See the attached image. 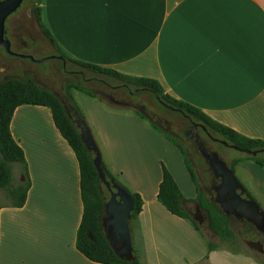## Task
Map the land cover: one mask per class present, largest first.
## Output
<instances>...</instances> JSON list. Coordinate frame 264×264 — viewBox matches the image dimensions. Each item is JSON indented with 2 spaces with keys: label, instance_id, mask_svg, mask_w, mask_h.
Masks as SVG:
<instances>
[{
  "label": "crops",
  "instance_id": "crops-1",
  "mask_svg": "<svg viewBox=\"0 0 264 264\" xmlns=\"http://www.w3.org/2000/svg\"><path fill=\"white\" fill-rule=\"evenodd\" d=\"M40 6L66 57L154 80L214 122L264 141V0H42ZM78 97L101 162L142 200L130 222L142 264H259L243 252H208L190 221L157 201L162 166L176 183L170 163L178 162L177 152L183 163L177 148L133 114H114ZM10 133L24 153L31 186L22 208L11 207L0 192V264H98L75 246L83 214L80 171L50 110L17 107ZM242 165L264 184L258 165ZM193 191L185 198L195 199Z\"/></svg>",
  "mask_w": 264,
  "mask_h": 264
},
{
  "label": "trees",
  "instance_id": "trees-1",
  "mask_svg": "<svg viewBox=\"0 0 264 264\" xmlns=\"http://www.w3.org/2000/svg\"><path fill=\"white\" fill-rule=\"evenodd\" d=\"M28 1L32 3V15L40 33L61 58L63 65L65 62H68L81 70H86L109 82H116L118 83L117 88L126 91L131 96L142 93L151 94L158 104L180 114L190 122L205 129L207 133L215 135L221 143H226L229 147H236L241 151H262V155H264V141L243 137L229 128L214 122L197 108L165 94L159 83L154 80L126 76L110 69L101 68L66 57L59 50L55 40L42 22L40 6L42 0H26V2ZM70 89L79 91L99 102H101V100H99L93 92L83 89L77 84L68 83L66 85L68 103L73 108V112L85 124V118L80 108L69 93ZM25 105L41 106L50 110L55 127L76 157L80 171V197L83 206L82 219L76 232L75 246L77 251L89 261L98 264H142L132 245L131 258L129 260L120 259L114 254L107 241L103 227L107 199L102 193V189L105 187L100 183L97 170L93 164L94 155L83 145L79 130L76 128L73 118L68 116L61 100L52 92L37 86L28 78H9L0 81V190H4L8 194L11 207L22 208L24 206L27 192L31 186L24 153L10 133V122L14 110L19 106ZM134 116L141 121L147 122L154 131L161 134L179 149L190 180L194 185L195 199L188 200L184 198L170 173L162 166V180L158 187L157 201L171 215L190 221L193 228L198 231L197 226L190 219L184 208V203L196 202L200 209L206 213L208 226L211 232L222 241H235L237 238H235L230 227L232 217L224 215L217 204L209 202L203 196L199 189L195 173L188 162L186 151L182 145L177 142L174 137L160 130L155 124L150 122L141 111L136 112ZM245 161L253 162L264 169V156L261 157L260 155L256 157L246 156L245 158L234 160L229 169L233 171L235 166ZM100 166L106 180L110 184L119 186L129 194L132 201L130 222L135 221L142 209V200L140 196L131 192L119 180L112 176L102 162ZM14 168L18 169L19 175L22 178L18 184H14L13 182L12 174ZM239 184L243 191L242 196L255 202L254 198L245 187L241 185L240 182ZM245 224L254 229L252 224L246 221ZM129 229L131 237L130 226ZM217 249H220L218 245L212 243L207 244L208 252ZM230 252L234 254L239 253ZM204 261H207V257L204 258Z\"/></svg>",
  "mask_w": 264,
  "mask_h": 264
},
{
  "label": "rangeland",
  "instance_id": "rangeland-1",
  "mask_svg": "<svg viewBox=\"0 0 264 264\" xmlns=\"http://www.w3.org/2000/svg\"><path fill=\"white\" fill-rule=\"evenodd\" d=\"M31 6V2H23L20 8L6 20L5 36L11 43V50L13 53L27 55L36 61L41 59L47 60L36 64L29 59L9 56L3 48H0V81L9 78L31 79L37 86L47 89L56 95L63 105L68 103L66 85L68 83H74L83 89L93 92L102 103L98 100L95 101L108 112L118 115H134L138 111L142 112V108H144L142 113H144L150 122L155 124L160 130L167 132L170 136L174 137V139L182 145L186 151L188 162L195 173L201 193L209 202L215 203V193L213 188L218 185L220 181L214 178L208 163L198 151L194 141L190 139L189 136H185V133L190 130L191 126L189 120L158 104L151 94L142 93L131 96L126 91L117 88L118 83L116 82H109L86 70H81L68 62H65L63 65V61L58 58V54L40 33L32 15ZM69 93L75 101L76 98H79L78 96H80V98L86 96L74 89H70ZM104 94L112 96L113 100L105 97ZM76 104L80 107L77 101ZM71 109L73 113L74 110L72 107ZM81 113L83 114L82 109ZM144 124L148 125L147 122H144ZM149 128L154 131L150 126ZM154 132L163 137L156 131ZM195 132H197L201 140L206 144L205 146L207 147L208 152L216 154L228 168L234 160L242 159L247 156L244 152L223 145L218 141L219 139L215 135L210 133H207V135L201 129L194 130V133ZM163 138L167 140L165 137ZM169 143L172 144L171 142ZM173 147L177 148L175 145H173ZM260 156L262 157L264 155L260 154ZM176 159L178 162L173 160L170 163V166L176 176L175 179L179 190L185 198L186 195H192L194 193V185L191 184L189 177L186 175L187 173L184 169L185 165H183L184 162L180 163L181 161L178 152L176 153ZM248 162L250 161H245L235 166L233 172L237 180L251 194L255 203L264 212V184L260 181L257 182L254 180L250 170L245 169L242 165ZM259 169L264 174V169ZM14 172L17 176L18 169L15 168ZM0 192L10 204L11 202L6 191L0 190ZM102 193L108 201L110 196L109 192L103 188ZM184 208L207 243L218 245L222 250L226 249L227 251L230 250L233 252L247 253L258 263L264 264L263 253H260L258 250L249 246V242H260L264 252V237L262 233L255 228L252 229L250 226L246 225L244 220L232 218L230 227L237 239L233 242L228 240L222 241L211 232L208 226L206 213L200 209L196 202L184 203ZM105 217L106 216H104V218ZM131 224L132 223H130L129 226ZM133 248L135 249V247ZM138 251V249H135V252L138 253ZM237 254L238 253H232V255Z\"/></svg>",
  "mask_w": 264,
  "mask_h": 264
},
{
  "label": "water",
  "instance_id": "water-1",
  "mask_svg": "<svg viewBox=\"0 0 264 264\" xmlns=\"http://www.w3.org/2000/svg\"><path fill=\"white\" fill-rule=\"evenodd\" d=\"M25 1L26 0L0 1V48H3L9 56L29 59L30 61L39 64L47 59L36 61L27 55L13 53L11 50V43L5 36L6 20L14 14ZM105 97L110 98L109 96ZM143 110L144 108H142V112ZM73 122L79 130V135L83 145L94 155L93 164L97 170L100 183L110 194L105 205L106 217L103 220V227L107 241L118 258L129 260L131 258L132 249L129 229L130 216L132 212L131 198L124 189L117 185H112L106 180L100 166L101 159L98 149L86 124H84V122H82L77 115H75ZM203 131L206 132L205 129H203ZM198 138V135H196L195 144L198 151L208 163L214 177L220 181L219 184L213 188L215 193V203L219 207L220 211L228 217L244 220L252 224L257 231L264 234V212L254 201L242 196L243 191L234 175V172L230 170L216 154L208 153L205 144L202 141H199ZM222 144L228 147L226 143ZM232 148L241 151L236 147ZM241 152H244L245 155L251 157H256L257 155L263 153L262 151ZM256 244L258 245L259 243L257 242ZM259 252L262 253L261 251Z\"/></svg>",
  "mask_w": 264,
  "mask_h": 264
},
{
  "label": "flooded vegetation",
  "instance_id": "flooded-vegetation-1",
  "mask_svg": "<svg viewBox=\"0 0 264 264\" xmlns=\"http://www.w3.org/2000/svg\"><path fill=\"white\" fill-rule=\"evenodd\" d=\"M53 58V57H52ZM59 59H61L60 57H58ZM105 95V94H104ZM105 96H109L112 100H113V98H112V96H110V95H105ZM64 108H65V110H66V112H67V114H68V116H71L72 118H73V120H74V118H75V113L73 112L72 113V109H71V107H70V105L68 104V103H65V105H64ZM190 122V121H189ZM191 123V126H190V130H188L186 133H185V136H189V138L190 139H192L193 141H194V143H195V136L196 135H198L197 134V132H195L194 133V130H197V129H201V130H203L201 127H199V126H197V125H195L194 123H192V122H190ZM206 133V132H205ZM208 135V134H207ZM198 137H199V135H198ZM199 139V141H202L201 140V138L199 137L198 138ZM203 142V141H202ZM204 143V142H203ZM205 144V143H204ZM206 145V144H205ZM206 149H207V147H206ZM208 151V150H207ZM209 153V152H208ZM211 154V153H210ZM215 178V177H214ZM216 179V178H215ZM218 180V179H217ZM263 235V237H264V234H262ZM257 242H249V246L250 247H252V248H254V249H256V250H258V251H261L262 253H263V255H264V252H263V249H262V245L260 244V242H258L259 244L257 245L256 244Z\"/></svg>",
  "mask_w": 264,
  "mask_h": 264
}]
</instances>
